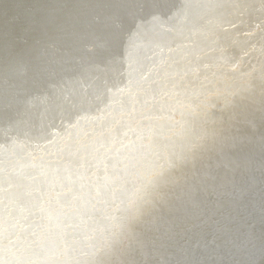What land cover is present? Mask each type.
I'll return each instance as SVG.
<instances>
[{
    "label": "clouds",
    "instance_id": "obj_1",
    "mask_svg": "<svg viewBox=\"0 0 264 264\" xmlns=\"http://www.w3.org/2000/svg\"><path fill=\"white\" fill-rule=\"evenodd\" d=\"M0 264H264V0H0Z\"/></svg>",
    "mask_w": 264,
    "mask_h": 264
}]
</instances>
